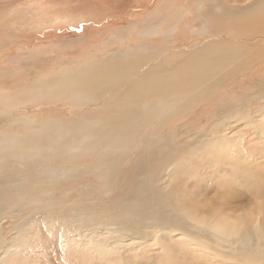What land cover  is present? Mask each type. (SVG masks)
<instances>
[{
	"label": "rangeland",
	"instance_id": "374dc122",
	"mask_svg": "<svg viewBox=\"0 0 264 264\" xmlns=\"http://www.w3.org/2000/svg\"><path fill=\"white\" fill-rule=\"evenodd\" d=\"M216 1L207 5L203 0H0V108L7 112L5 119L0 117V136H8L4 137L7 141L32 135L38 125L53 119L79 122L86 117L95 129L111 115L100 113L102 109L109 110L112 105L119 112L125 109L118 99L132 81L158 71L154 68L172 71L208 45L227 44L239 57L205 84H179L177 89L163 92L166 97L151 98L145 107H133L147 111L155 109L149 106L152 102L157 105L170 99L164 116L144 117L140 122L143 127L134 131H126L124 128L133 122L123 120L117 124L115 136L107 133L89 150L70 151L60 162L52 152L26 157L11 153L0 143V194H5L0 200V264H125L124 259L132 264H178L175 257L167 261L162 246L168 248V244L178 249L179 261L188 264H264V257L252 261L247 251L262 244L256 238L264 233V33H238L233 24L245 20L218 16L221 10L215 12L211 7ZM226 1L228 6L247 7L256 0ZM232 1L234 5L229 3ZM208 7L211 10L207 11ZM198 9L201 15L205 13L206 26L199 20ZM152 13L154 18L148 15ZM176 16L182 18L178 30L172 40H166ZM245 23L255 27L256 23L264 24V17H249ZM152 26L159 29L153 31ZM147 27L152 35L142 33ZM202 27L206 32L201 33ZM148 45L153 48L150 52L134 57L133 51ZM167 59L171 67L163 66ZM117 65L129 67L128 80H120L115 88L100 85L93 92L88 87L78 89L90 93L92 101L48 96L14 99L23 92L37 94L41 83L66 77L68 72L73 76L89 70L92 74L99 67ZM112 140L131 146H111ZM114 169L123 176L107 179V173ZM126 180L133 189L141 182H153V195L174 196L176 207L185 214L224 216L242 222L239 231L230 235L238 248L230 250V246L220 244L224 248H216L221 250L216 256L213 245L204 249L201 241H191L189 234L176 231L177 224L157 225L154 218L159 212L149 201L134 207L135 211L126 200L122 189ZM138 197V193L132 195L133 199ZM164 200L169 203V199ZM126 204L132 208L134 232L151 235L144 245L133 241L131 234L123 236L119 221L127 224L120 217ZM197 222L185 220L184 228L198 240L208 233L212 237L210 228ZM165 228H169L166 231L173 243L158 239L159 231ZM241 248L246 257L238 256ZM229 252L235 257H229Z\"/></svg>",
	"mask_w": 264,
	"mask_h": 264
},
{
	"label": "bare ground",
	"instance_id": "6f19581e",
	"mask_svg": "<svg viewBox=\"0 0 264 264\" xmlns=\"http://www.w3.org/2000/svg\"><path fill=\"white\" fill-rule=\"evenodd\" d=\"M203 1H204L203 2L204 4L208 5L211 0H203ZM216 2L217 3H216L215 6H211V7H214L212 9V11L217 12L218 9L221 10V15L219 13L218 14L215 13V15L217 14L218 16H222L223 18L230 19V18H235V17L239 18L241 16V18H242L241 20H245L246 21V20H248L249 17H254L256 19H257L258 16L264 17V0H259L258 3H256L253 6L251 5L249 7H242V6L238 7V6H235V5L234 6H228V3H227L228 1H226V0H222V1L219 0V1H216ZM229 3L232 5L231 2H229ZM168 6H170V5H166V7H168ZM211 7L206 8L207 11L211 10ZM197 11H198V16L202 19V20L199 19L200 21H202V24L203 23H204V25L207 24V22H204V18H205L204 14L205 13L203 12V14L201 15V13H202L201 9H198ZM148 15L151 18L153 17V13L152 14H148ZM179 16H176L175 21L173 23L174 25H170L169 30L166 32V36L165 37L171 38V39H167V38H165L163 36L166 40H172L173 35L175 37V33L178 30V22L180 21V19H182V18H179ZM208 19H206V21ZM245 21H243L244 23H242V22L235 23V24H233L232 27H234V29H237L238 33H241V34L244 33L247 36H251L252 33H253V35H255V34L259 33V32H261L262 34L264 33V29H263L264 28L263 27L264 24L263 23H261L260 25H258L256 23L257 26L254 27L252 25V27H251V26H247L249 23H245ZM208 22H210V20H208ZM158 26H159V24H158ZM158 26H157V28H156V26H152V29L154 28L153 31H155V29H159ZM258 28L260 30H258ZM144 29L142 31L143 34H145L147 36L148 35H152V33H151L152 30H151L150 27L149 28L147 27L145 30ZM204 30L206 32L207 28H203V30H201V33H204ZM158 32L159 31L157 30V33ZM142 33H140V34H142ZM128 35H129V32H128ZM154 37H156V35H154ZM152 49L153 48L150 45L145 46V49L144 50L142 49L143 51L142 50L140 51V50L136 49L135 51H133L134 57H135L136 54H140V56L143 57V54L145 55L147 52H150ZM233 51L234 50H233L232 47H229L227 44H224V43H219L217 45L211 44V45H208L207 47H205L204 49H202L199 53H197L195 55V57L192 56L193 58L190 57L191 59L190 58L187 59V61L182 63V65L178 66L177 68L172 67V68H174L172 71L162 72V71H159L158 68H154L153 70L157 69L158 71H153V72L150 71L151 73L149 72L148 74L143 76V78H141L140 80H138L139 79L138 78L137 79L138 81H136V82L132 81V84L127 88L128 90L127 91L124 90L125 92L123 91L124 93L122 95L120 94L121 97L118 100H119V102L125 104V109L124 110L119 112L116 109L117 107L115 108L114 105H112L113 107L110 106L109 110L108 109H105V110L102 109V111H101L100 108H99V110L101 111L100 113L108 112V113H111V115H109V117L105 118V120H104L105 122H101L100 125L98 124L97 128H95V129L92 128V126H91L92 124H94V122H91V120H89V118L86 119V117L85 118L81 117L82 120H80L79 122H74V121H71V120L69 122H67V121H55L53 119V120H51L49 122H43V123L41 122L42 124L38 125V130L32 135H27V133H26L27 136H23V137H20L18 139L16 138L15 140H12L11 137H10V140H8V141H7V138L4 139V137H8V136H0V139H1L0 143L1 144H6L5 148L7 150H9L11 153H22L24 156L26 155V157L40 155L41 153H44L46 151L47 152H52V153H54L53 158L56 161L60 162V161L65 160L67 158L68 152L70 153V151H72L74 153V150H78V151L79 150H86V151L89 150V147H91L92 144L95 143L96 140L98 141L100 139H103L104 137H106L108 135L107 133L113 132V134L115 136L116 134L114 132L117 130V124L122 122L123 120L124 121L127 120L126 122H129L128 119H130L133 122V126H130L128 128H124V129L126 131H134V130L138 129L139 126L143 127L140 122L144 121V117H147V116H150V115H154V114H156V115L159 114V117L164 116L166 114V111L164 109L166 107L165 105H167V103L170 101V99H168L169 101L164 100V102H159L158 101L159 104H157V105L154 102H152V104L149 103V104H151L149 106H152V107L155 106V109L159 110L158 112H155L156 110L153 109L152 107H151L152 109H150V107H149V109L147 111H145L146 109L145 110H141V111H137V109L134 110L133 107H136V106L145 107L146 105H148V103H146V102H151L152 101L151 98L156 99L158 96H163V94H162L163 92H167V91H171V90L177 89L178 86L176 87V85H179V84L180 85L181 84L192 85V84H194L196 82L205 84V82L208 81L211 77H213L216 74L220 73L223 70L222 69L223 67H225V66L229 65L230 63H232L233 60H236V59L238 60L239 57L236 56ZM121 56L119 55L118 57H121ZM127 56L129 58V55H127ZM130 57H131V55H130ZM130 62H132V61H130ZM136 64H137V67L139 68V65H138L139 63L137 62ZM131 65H129V66H131ZM135 65H132V66H135ZM169 65H170V67L172 66L170 64V60H168V59L167 60H163V66L169 67ZM137 67H136V69H138ZM127 69H129L128 66H125V65L124 66L123 65L119 66V65H117V67L116 66L99 67V68L96 69V72H93L92 74H89L91 72L89 70L88 71H82L80 74L73 75V76H72L71 72H70L71 74L68 72V75H66V77H61V79L56 77V79H52L50 81L48 79V82L44 81L43 83H41L40 86H38L36 88V90L38 91L37 94L35 92L32 93V94L28 93V92H23L19 96H16L14 99H16V101H25V100H29V99H32V98H38V97L40 98V96L42 98H46L48 96L49 98L54 99V100H56V99H64V98H68V97H70V98L71 97H75L76 99H80V100H78L80 102H84V101L86 102V101H88L90 99L92 101L93 99H92L90 93L86 92V94H85L83 92H79L78 89L79 88L88 87V88H91L90 92H93L95 89H100L101 88L100 85H103L106 88L109 87V86L111 88H115V84H117L120 80H122V81L125 80L126 81L127 77L129 78ZM184 86L185 85H183V88H184ZM192 88H191V90H192ZM203 89L206 90V88H203ZM195 90H193V92ZM154 93H155V95L153 96ZM158 93H161L162 95L158 94ZM91 94H93V93H91ZM165 94H164L163 97H166ZM94 95H96V94H94ZM170 96H171V94H170ZM115 97H116V95H115ZM115 97H113V100H114ZM155 101H157V100H155ZM17 104H18V102H17ZM161 104H163V105L161 106ZM3 105H2V108H4L5 106H9V105H5V106H3ZM168 105H170V103ZM7 108H10V107H7ZM131 108H133V109H131ZM163 111L165 113H163ZM96 112H97V109H96ZM162 113H163V115H162ZM0 117L3 118V119H5L7 117V112H6L5 109H1L0 108ZM98 120H96L95 122H97ZM262 120H264V119L261 118V121ZM129 123H131V122H129ZM138 123L141 124V125H139ZM259 124H258V126H260ZM34 128L36 129L37 126L34 127ZM261 128H262V126H261ZM258 129H260V128H258ZM263 129H264V127H263ZM96 130L99 133H97ZM102 131H104V132H102ZM145 131L146 130H144V133H145ZM255 132L258 133V130H256ZM117 133H118V131H117ZM152 133H153V131H152ZM65 134L68 136L67 138H65L66 137V136H64ZM142 136H143V134H142ZM216 137L219 138L220 136H216ZM115 140H112L111 143H109V144L110 145L112 144L111 146L120 145L123 149H126L128 147L130 148V146H131L130 143L120 142L119 140L118 141H115ZM106 141H108V139ZM137 141H139V140H137ZM13 142H15V143L12 144ZM98 142H96V143H98ZM93 146H95V145H93ZM163 146H164V144L163 145L161 144L160 147H163ZM133 147H135V146H133ZM156 147H158V146H156ZM156 151H154V152H156ZM44 157H45V155H44ZM138 165L139 164L134 165L133 169L135 170L136 168H138ZM114 166H116V165H114ZM111 169H113V168H111ZM116 170L117 169H114V170H111L109 173H107V179L109 178L110 180H112V179L116 178L119 175L123 176L122 173H119ZM240 172L243 173L244 175H246V172L242 171V169L240 170ZM234 173H236V172H234ZM152 183L143 184L141 182V184L139 186H137L136 188L133 189L134 185H132V183L129 180L125 181V185H123V187H122V189L124 190L123 194L126 195V200L130 201L132 203V205H133L132 207L133 208L134 207H140V206L142 207V205H145L144 204L145 202L149 201V203H150L149 205L153 209L154 208L158 209L159 215L157 214L158 216L156 218H154V220L156 221L157 225H161L162 227L163 226L168 227V226H173L174 224H177V227L175 228L176 231H180L182 234H189V236H187V237H189V240H191V241H201L202 244H204V249H205V247L207 248L210 244L213 245L214 251L216 252V256H219V254L221 252V250H219V251L215 250L216 248H219V246H221L220 244H224V245L230 246L229 247L230 250H234V249L238 248V247H234V243L233 242H235V241H232V239H231L232 236H230V235H233L234 233H237L239 231L238 227L242 224V222L239 223L235 219L234 220H230L229 217L225 218L224 216H212L210 218V217L198 215V216H200L202 218V219H200V217L197 218L196 215H194L193 213H192V215L191 214H185L186 213L185 211H182V210H180V209H178L176 207L177 202H176V199L174 198L173 195H172L173 197H169V198H166L164 195H162L161 192H154V195H153V190H155V185L152 184ZM149 185H151L150 189H148ZM132 189H133V192H132ZM137 193L139 194V197L136 198V199H133L132 195L137 194ZM4 195L5 194H0V200H3ZM163 198L164 199H169L168 200L169 203L166 204V200H164ZM129 203H127V204H129ZM129 206L127 205V206H123L124 208L122 207V209L124 211L123 212L121 211V213H123V215L120 216V217H122L123 219L126 220L127 224L125 223L124 225H122V223H124V222L123 221H119V226L121 227L122 231L124 232L123 236L127 235V234H131V239L133 241H136L137 243H141L140 245H144V242L146 243V242L149 241V239L151 238V235L144 234V233H139L137 231L134 232L135 230L132 229V224H130L131 220L133 219L131 217V209L132 208H130ZM146 206L148 207V205H146ZM145 207H143L144 211H145V209H144ZM134 210L136 211L135 208H134ZM135 211H132V212H135ZM111 213L114 215V212H111ZM140 213H142V215H144L143 212H140ZM139 215H141V214H139ZM139 215H137V217ZM132 216H134V215H132ZM143 217H145V216H143ZM143 217H141V218H143ZM147 219H148V217H147ZM183 219L188 220L189 222L190 221H194V223L198 221L197 223H201V224H199L201 226L204 225V224L207 225L210 228V231H211L210 235L212 237H208L207 236V235H209V233H208L207 235H204L203 238L198 240L197 238L194 237V235L192 233H188L186 231L188 229L184 228L183 222L185 220L183 221ZM138 220H139V222L141 221L142 224L146 222V220H145V222H143L142 221L143 219L140 220V218H138ZM175 221H176V223H174ZM148 222L152 223L153 221L151 222V220H149ZM195 225H198V224H195ZM168 229L169 228L161 229L159 231L160 234H159L158 239L164 241L165 243H167L168 241L173 243V239H172L170 233L168 231H166ZM258 232H259V230H258ZM205 233H206V231H205ZM248 238H249V234H248ZM256 239L257 240L260 239L262 244L260 246L258 245V247L255 248V249L254 248H250V251L247 250L249 252V259L252 260V261H256V260L261 259V258L264 257V233L263 234L260 233V236H258V238H256ZM151 240H154V239H151ZM257 240H255V241H257ZM95 242H96V240H95ZM255 243H257V242H255ZM162 247H163V249L165 251L166 258H167L168 262L171 261V258L175 257V259H178L177 260L178 264H188L186 262L179 261L181 254L179 252H177L178 249H176V247L174 245L168 244L167 245L168 248H165L164 246H162ZM221 248H224V246H221ZM168 250H169V252L167 253ZM241 250H242V248L240 250L239 249L237 250L238 256L246 257L247 253H246V256H245L244 252H242ZM255 252H256V255L252 256V254L255 253ZM179 254H180V256H179ZM229 254L230 255L227 254L229 257H235L233 255V253L229 252ZM238 259H240V258H238ZM124 263L125 264H132L129 261V259H124ZM191 264H194V263H191Z\"/></svg>",
	"mask_w": 264,
	"mask_h": 264
},
{
	"label": "crops",
	"instance_id": "0c3cea01",
	"mask_svg": "<svg viewBox=\"0 0 264 264\" xmlns=\"http://www.w3.org/2000/svg\"><path fill=\"white\" fill-rule=\"evenodd\" d=\"M258 1H259V0H256V1L253 2L251 5H252V6L255 5L256 3H258ZM231 3H232V5H234V4H233V1H232ZM251 5H250V6H251ZM242 7H245V6H242ZM247 7H249V6H247Z\"/></svg>",
	"mask_w": 264,
	"mask_h": 264
}]
</instances>
